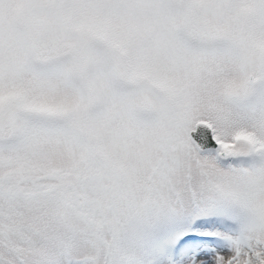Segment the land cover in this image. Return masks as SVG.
Here are the masks:
<instances>
[{
	"label": "snow or ice",
	"instance_id": "snow-or-ice-1",
	"mask_svg": "<svg viewBox=\"0 0 264 264\" xmlns=\"http://www.w3.org/2000/svg\"><path fill=\"white\" fill-rule=\"evenodd\" d=\"M0 264H264V0H0Z\"/></svg>",
	"mask_w": 264,
	"mask_h": 264
}]
</instances>
